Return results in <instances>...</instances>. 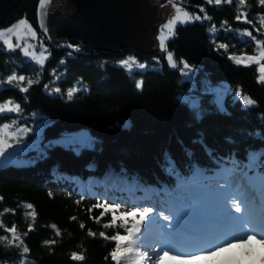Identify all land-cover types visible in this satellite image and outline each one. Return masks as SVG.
I'll return each mask as SVG.
<instances>
[{
  "label": "trees",
  "instance_id": "obj_1",
  "mask_svg": "<svg viewBox=\"0 0 264 264\" xmlns=\"http://www.w3.org/2000/svg\"><path fill=\"white\" fill-rule=\"evenodd\" d=\"M180 1L186 10L201 16L204 13L199 8L204 7L212 18L210 21L178 25L175 36L167 42V49L174 53L177 61L183 58L195 66L194 83L182 80L179 67L170 68L166 54L157 49L156 53L146 56L132 50H122V54L116 55L106 51L96 54L87 46L82 50L66 46H80L76 40L50 39L37 19L38 0H23L0 27H10L19 19L26 18L37 32L39 44L42 42L48 49L45 65L41 68L24 57L19 49L9 52L0 40V79L6 80L15 70L17 74L40 81L26 94L5 83L0 90V102L12 98L20 103L31 126L37 123L36 118L30 115L32 112H40L47 117L50 124L43 130V144L57 135H71L78 130H87L95 141L92 147L79 151L57 145L47 149L41 158H37L35 150L17 154L34 158L33 161L18 163L19 158L7 163L3 160L0 168V197L3 198L0 200V213L3 215H0V222L6 227L15 224L20 233L28 232L24 243L30 250L28 259L34 264H115L109 255L115 243L99 236L101 231L106 235L114 234L103 227L110 216L102 218L99 223L92 219L87 208L95 203V198L87 193L79 205L75 203L80 198L75 178L87 181L90 177H102L107 169L119 171L124 168L129 175L139 176L147 184L174 186V178H169L161 168L165 152L170 153L182 174H190L191 161L205 169L206 175L213 176L221 166H231L233 160L247 163L245 154L250 146L261 144L250 133L264 130L260 121L264 116V83L257 81L259 73L255 64L247 67L236 65L228 57L230 54H256L254 42L250 38L241 42L236 33L248 28L258 39L264 40V35L256 32V28H260L257 16L264 15V6H260L258 0H246L244 6H239L238 0L219 6L208 5L206 0ZM238 11L245 12L253 24L235 21ZM223 21L236 31L225 33L221 28ZM213 24L219 29L215 43L207 31ZM217 43L228 44V50L217 51ZM69 52L71 56H68ZM128 56L146 63L147 68L134 69L129 74L118 63ZM153 57H157L159 63ZM61 59L65 61L63 66L59 63ZM53 69H56L57 76L63 73L64 78L55 80ZM37 73H40L39 77ZM136 80L143 81L142 88H136ZM77 81H82L88 89L79 91L68 100L67 89L74 85L79 87ZM204 81L213 87L223 84L230 88V94L224 100L225 112L216 110L214 94L204 91ZM50 82L53 88L59 87L62 94L45 91L44 84ZM238 86L257 103L248 108L239 102L233 103L232 92ZM193 87L196 89L194 92ZM189 94L202 101L204 115L199 121L193 120L190 110L179 99L181 95ZM25 95L27 101L23 99ZM14 118L16 114H5L0 122ZM126 121L129 128L123 125ZM197 139H202L207 150L201 144L193 143ZM26 140H32V136ZM185 150L190 151L189 158L185 157ZM93 163L95 171L90 172L88 165ZM94 191L103 192V188ZM50 192L52 196H49ZM119 195L109 193V196ZM137 195L142 196L143 193ZM27 203H31L37 213L35 220L24 216L26 209L22 204ZM5 208L15 211L4 213ZM97 215L99 210L94 209L92 216ZM30 223L32 230L28 229ZM81 223L85 225L83 229ZM53 224L55 229L51 227ZM56 229L61 233L59 236ZM89 230L96 235H88ZM5 234L0 228V236ZM46 240L56 243L46 245ZM73 252L82 254L84 260L74 261L71 258ZM19 258L18 248H7L0 243V261L14 264Z\"/></svg>",
  "mask_w": 264,
  "mask_h": 264
},
{
  "label": "snow or ice",
  "instance_id": "obj_2",
  "mask_svg": "<svg viewBox=\"0 0 264 264\" xmlns=\"http://www.w3.org/2000/svg\"><path fill=\"white\" fill-rule=\"evenodd\" d=\"M167 2L172 5L174 14L160 25L157 35L158 46L161 53H166L165 59L169 67L172 69L179 67L182 80L194 83L195 66L190 65L183 58L177 61L174 53L167 49V42L175 36L178 25H186L195 21H210L212 18L207 15L202 6L199 11L204 13L203 16L185 10V7L178 5L175 0H167ZM206 3L219 6L223 3L231 4L232 0H206ZM245 3L246 0H238L239 6H244ZM49 4L50 0H38L37 15L45 35L49 31L45 22ZM258 4L264 6V0H258ZM234 18L237 22L253 24V20L248 19L245 12L238 11ZM257 19L260 22V28H256V32L264 35L261 31L264 29V15L258 14ZM221 28L225 33L236 31L228 25L227 21L222 22ZM207 31L212 34L215 43L219 29L213 24ZM236 34L241 42L244 38H250L256 45L258 55L230 54L228 58L236 65L246 67L253 64L258 65L257 81L264 83V62H262L264 61V40L258 39L248 28ZM13 36H15V43L12 40ZM29 38L36 40L37 32L26 18H21L12 26L0 30V40L9 52L19 49L24 57L43 68L48 49L41 42V50L37 54L34 50L35 45L29 42ZM66 46L79 50L78 45L68 44ZM228 48L229 45L226 43L216 44L217 51L220 49L227 51ZM71 55L72 53L69 52L68 56ZM153 60L159 63L157 57H153ZM59 63L63 66L64 59H61ZM118 63L129 74L134 69L144 70L148 66L146 63L138 62L134 56L121 59ZM52 74L55 80L64 78L63 73L56 75V69L52 70ZM39 75L40 73H37V77ZM39 82L38 78L32 79L17 74L14 70L6 77V80L0 79V90H3L6 83L26 94L32 85ZM76 83L79 87L74 85L67 89L68 100H71L79 91L88 89L82 81ZM202 83L205 92L214 94L213 103L216 110L225 112L224 100L225 96L230 94V88L223 84L213 87L207 81ZM142 85V80L135 81L137 89L142 88ZM44 90L49 93L62 94L59 87L51 86V82L44 84ZM192 91H196L195 87ZM23 99L27 101V95ZM179 99L188 107L194 121L202 119L203 104L197 96L181 95ZM232 102H239L244 108L257 103L249 95L244 94L239 86L235 89ZM5 114H16V118L0 122V158L4 160L16 158L18 153L28 150H35L38 153L37 158H41L46 155L47 149L57 145L79 151L95 144L91 137L86 143H82L69 140L65 136L43 144V130L50 124L48 118L40 112H32L30 115L37 121L36 127L33 128L27 123L21 104L12 98L0 102V118ZM260 121L261 128H264V116L260 117ZM124 126L127 127L128 123L125 122ZM29 134H32L30 143L25 139ZM250 135L261 141V144L250 146L245 154L247 163L241 164L233 160L231 166H221L213 176H208L205 169L189 161L190 174L184 175L178 169L170 153L165 152L162 154L161 168L169 178H174V186L147 184L141 177L129 175L124 168L119 171L107 169L102 177H90L87 181L75 178L74 182L79 187L80 197L75 203L79 205L87 193L95 198V203L87 208L89 216L97 223L102 218L110 216L103 227L112 230L114 234L106 235L104 231H101L99 236L115 242V246L109 253L115 264H167L168 261L175 262V264H201V262L203 264H241L244 258H247L246 264H264V130H255ZM193 143L201 144L207 150L202 139H197ZM14 145L17 147L14 148ZM189 156L190 151L185 150V157L189 158ZM88 170L95 171L94 163L88 165ZM57 173L59 175V170ZM59 178L63 179V176ZM96 188H103V192L94 191ZM109 193H120V195L109 196ZM137 193H143V195L138 196ZM49 196H52L51 192ZM2 199L0 197V200ZM22 206L26 209L25 218L30 217L35 220L37 213L33 205L27 203ZM94 209L99 210V215L92 216ZM14 211V209H4V213ZM71 219L74 220L75 217ZM192 220L200 222L195 230H190L188 227ZM51 227L55 229L56 225L53 224ZM80 227L83 229L85 225L81 223ZM0 228L6 233L0 236V243L7 248L19 249L20 258L14 261V264H34L28 259L30 250L24 243L28 232L20 233L15 224L6 227L2 222H0ZM28 229L32 230L31 223ZM60 234L59 229H56V235ZM88 235L95 236L96 233L89 230ZM44 243L52 245L56 241L46 240ZM253 243L259 245L260 248L258 259L253 258V252L250 250ZM233 249L240 250L236 257H222L221 254ZM71 258L74 261L84 260V256L76 252L71 253ZM0 264H7V261H0Z\"/></svg>",
  "mask_w": 264,
  "mask_h": 264
},
{
  "label": "water",
  "instance_id": "obj_3",
  "mask_svg": "<svg viewBox=\"0 0 264 264\" xmlns=\"http://www.w3.org/2000/svg\"><path fill=\"white\" fill-rule=\"evenodd\" d=\"M22 1L0 0V27ZM162 5L157 0H50L47 36L76 40L79 50L87 46L96 54L132 50L151 55L157 52L153 39L156 24L165 18ZM37 19L39 22L38 15ZM126 122L124 127L129 128ZM3 160L0 158V168Z\"/></svg>",
  "mask_w": 264,
  "mask_h": 264
},
{
  "label": "rangeland",
  "instance_id": "obj_4",
  "mask_svg": "<svg viewBox=\"0 0 264 264\" xmlns=\"http://www.w3.org/2000/svg\"><path fill=\"white\" fill-rule=\"evenodd\" d=\"M158 1V3H163V9H164V12H165V18H164V20H161V21H159L157 24H156V31H155V34H154V36H153V39H154V44H155V49H157V50H159L160 51V49H159V46H158V40H157V35H158V29H159V27H160V25L163 23V22H165V20L167 19V18H170V16L171 15H173L174 14V9L172 8V5L171 4H169L168 2H167V0H157ZM175 2L178 4V5H180V6H182V7H184L182 4H181V2H180V0H175ZM185 10H186V8H185ZM188 11V10H187ZM12 26V25H11ZM8 28V27H7ZM4 29H6V28H2V29H0V30H4ZM12 40H13V43H15V36H13L12 37ZM2 41V40H1ZM29 42L30 43H32V44H34L35 45V51H36V53L37 54H39V52H40V44H39V42H38V39H36V40H32V39H30L29 38ZM254 45H255V43H254ZM255 47H256V45H255ZM256 50V49H255ZM166 54V53H165ZM254 55H258V51L256 52V54H254ZM262 62H264V61H262ZM256 67L258 68V65H256ZM234 91L232 92V95H234ZM33 128H35L36 127V125L35 126H32ZM71 135H57V136H55V137H53L54 139H52V140H56V139H59L61 136H65V137H67V138H69V140H77V141H80V142H82V143H86L87 141H88V139L90 138V133L86 130H78V131H75V132H73V133H70ZM29 136H32V134H29ZM26 139V138H25ZM26 142H31V140L30 141H27L26 140ZM14 148L15 147H17L16 145H14L13 146ZM21 147H22V145H21ZM9 151H11V150H9ZM26 151H24V152H21V154L20 155H22V154H24ZM26 155L25 156H23V157H20V156H16V158H11V159H8V160H5V162H7V163H13L12 161H16V159H19V158H21L20 160H18L17 162L18 163H20V161H33V159H30L29 157H26ZM29 159V160H28ZM24 161V162H25ZM16 164V163H15ZM220 183H223V181H219ZM196 222V224H197V226H196V228L199 226V221L198 220H192L190 223H189V225H188V227H189V229L190 230H194V228L192 227V224L193 223H195ZM195 228V229H196ZM123 234V233H122ZM115 243V242H114ZM252 252H253V258L254 259H258V256H259V252H260V248H259V245H255L254 243L252 244V246H251V249H250ZM240 250H235V249H233V250H229V252H227V253H223V254H221L222 255V257H225V258H229V257H236V255H237V253L239 252ZM246 259L247 258H244L242 261H241V264H246ZM115 263V262H114ZM167 264H175V262H172V261H168L167 262ZM201 264H203V262H201Z\"/></svg>",
  "mask_w": 264,
  "mask_h": 264
},
{
  "label": "bare ground",
  "instance_id": "obj_5",
  "mask_svg": "<svg viewBox=\"0 0 264 264\" xmlns=\"http://www.w3.org/2000/svg\"><path fill=\"white\" fill-rule=\"evenodd\" d=\"M151 242V241H150Z\"/></svg>",
  "mask_w": 264,
  "mask_h": 264
}]
</instances>
